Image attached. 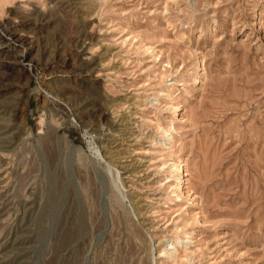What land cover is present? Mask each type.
<instances>
[{"label": "rangeland", "instance_id": "374dc122", "mask_svg": "<svg viewBox=\"0 0 264 264\" xmlns=\"http://www.w3.org/2000/svg\"><path fill=\"white\" fill-rule=\"evenodd\" d=\"M0 264H264V0H0Z\"/></svg>", "mask_w": 264, "mask_h": 264}, {"label": "bare ground", "instance_id": "6f19581e", "mask_svg": "<svg viewBox=\"0 0 264 264\" xmlns=\"http://www.w3.org/2000/svg\"><path fill=\"white\" fill-rule=\"evenodd\" d=\"M116 143H117V142H116ZM115 154H116V153H115ZM180 181H181V180H180ZM167 248H168V251H174V250L176 249V248H175V244H174L173 242H172V243H169ZM166 251H167V250H166ZM166 251H165V252H166ZM168 251H167V252H168Z\"/></svg>", "mask_w": 264, "mask_h": 264}]
</instances>
